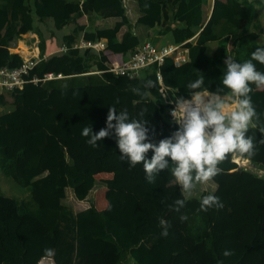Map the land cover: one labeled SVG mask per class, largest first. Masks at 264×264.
Instances as JSON below:
<instances>
[{
    "label": "trees",
    "instance_id": "1",
    "mask_svg": "<svg viewBox=\"0 0 264 264\" xmlns=\"http://www.w3.org/2000/svg\"><path fill=\"white\" fill-rule=\"evenodd\" d=\"M136 1L134 25L158 28L157 34L173 43L195 36L186 42V63L175 66L167 58L161 65L171 97L190 99L186 85L200 77L201 91L216 92L223 88L226 57L243 63L264 47V0H171L170 25L161 24L166 0ZM64 4L55 0L57 22L63 21ZM93 6L102 19L118 20L93 28L95 16H90L86 27L75 26L73 37L65 38L66 52L32 68L36 84L0 91V172L28 194L0 193V264H38L43 258L54 264H264V88L250 85L259 117L246 133L253 139L254 154H228L218 164V174L191 197L176 183L173 163L149 183L143 163L130 167L121 160L114 130L96 147L81 135L86 126L94 134L105 128L109 107L118 113L127 110L130 120H147L149 141L157 145L172 135L169 124L174 125L159 92L156 64L130 78L106 71L102 51L73 47L85 28L84 39L105 38L107 47L124 40L132 51L143 42L141 35L124 29L129 18L121 0H94ZM46 14L42 0H0V46L14 47L22 34L35 29V15ZM37 34L42 56L45 44ZM149 39L157 43L155 36ZM21 62L19 56L0 57V66L13 68ZM253 63L264 73V65ZM50 72L63 77L44 79ZM147 80L157 86L144 88ZM221 95L231 93L224 88ZM18 104L33 111L40 124L23 139ZM152 155L149 150L146 158ZM236 157L247 159L249 167H239ZM78 165L112 176L97 180ZM97 182L106 187V207L98 209L89 201L76 209L71 201L85 200ZM207 195L218 197L223 207L200 211ZM177 199L185 201L179 212L172 207ZM181 215L187 220L182 222ZM161 219L170 225L167 237L161 235ZM225 250L232 255L224 256Z\"/></svg>",
    "mask_w": 264,
    "mask_h": 264
},
{
    "label": "clouds",
    "instance_id": "2",
    "mask_svg": "<svg viewBox=\"0 0 264 264\" xmlns=\"http://www.w3.org/2000/svg\"><path fill=\"white\" fill-rule=\"evenodd\" d=\"M148 7L150 5L145 4V8ZM253 61L264 65V47H257L251 58L243 63L226 57L224 64L227 71L222 80L223 88L216 92L201 91L203 77L189 82L186 89L190 99H176L175 108L171 112L179 128L158 145L149 141L147 120H130L127 110L118 113L115 107H109L105 128L94 134L91 126H86L81 135L88 137L86 142L96 147L98 141L112 135L114 130L121 160L127 161L130 167L143 163L149 183L154 182L155 175L168 169L169 164L173 163L175 167L172 175L176 183L181 186L183 193L191 195L197 184L206 183L218 174V164L228 154H254L253 139L246 137V133L250 124L255 127L253 118L258 120L259 117L249 93L252 91L250 85L264 88V73L257 71ZM156 86L152 80L144 83L146 89ZM224 88L230 91V97L221 95ZM132 91L137 95H144L140 88H133ZM140 115H144L143 111ZM149 150L153 152L151 159L146 158ZM184 206L185 201L177 199L172 207L179 212ZM212 207L219 208L223 205L214 195L204 196L199 210L207 211ZM180 220H187V216L181 215ZM160 227L163 229L161 235L167 237L170 225L161 219ZM47 251L51 253V250ZM223 255L230 256L232 252L225 250Z\"/></svg>",
    "mask_w": 264,
    "mask_h": 264
},
{
    "label": "crops",
    "instance_id": "3",
    "mask_svg": "<svg viewBox=\"0 0 264 264\" xmlns=\"http://www.w3.org/2000/svg\"><path fill=\"white\" fill-rule=\"evenodd\" d=\"M93 1L94 0H65V4L63 7V12H64L63 21L57 22L54 16L55 0H42L43 5L48 11V14L42 17L39 15H35L36 16L35 26H34L35 29L32 32H27V33L22 34L20 39L17 40L14 47L10 48L6 46H0V57L10 56L13 58L14 56H19L21 59H23L24 57L36 55L40 58V60L46 59L53 55L64 53V52H61L60 49L63 45L66 46L65 38L71 37V36L73 37L72 33H73V29L75 26L83 25L84 27H86L89 23L90 16L92 17L95 16L93 28L100 27L103 25H108V24L112 25L113 22L118 20V18H113V17L102 19L100 17L99 12L98 14H95ZM121 2L126 7L127 16L129 18V22L125 25L124 29H130L132 32L134 31L135 33L141 35L143 38V42L148 41L150 40L149 38H152L153 36H155V38L157 39V43H156L157 45L173 43L170 41V38L168 36L157 34L158 28L148 30V29H145L141 25H138V26L134 25L135 23L134 19L139 15V12L137 10L138 8H137L136 0H121ZM163 4H164L163 12H162L163 17H162L161 24L170 25V22L168 20V15H169L170 9L173 8L171 5V0H166V2H164ZM166 6L168 10L166 9ZM36 7L39 9V6H37V4H36ZM85 30H82L81 32H79V35L76 38L78 41L80 39H84L83 34ZM38 31L41 33L42 39L44 40V44H45L42 56H39L40 50L38 47V44H39V36L37 34ZM262 36L264 37V33ZM194 39H195V36L188 39L187 41H190V40L194 41ZM84 40H87V39H84ZM97 40H104L107 45V40L102 37L95 39V40H91V41H97ZM123 41H121V43H118V44H115L109 47L106 46L107 48L102 50L103 54L101 57L103 60H105V62H107V64L123 61L138 46L137 45L131 51L130 49L126 48V45ZM75 43L76 42L73 43V46L75 45ZM25 48H26V51L24 53ZM9 59L11 60V58ZM37 82L38 80L31 84L34 85ZM0 91H3V90L0 89ZM225 97H228V96H225ZM17 110H18V113L20 116V122H21L20 132L23 135V137L21 136V139H23L25 137L23 131H25V135H26L28 131L32 128V126H35V129H37L40 124H39L37 115L30 109L25 108L22 105L18 104ZM239 159L241 158L236 157L233 159L237 163V165H238ZM242 160L246 161L248 166L246 164L242 166H239V165L238 166L246 167V168L249 167L248 160L247 159H242ZM80 167L84 169L82 165H78V169ZM103 174L109 175V177L107 178H110L112 176V174H108V173H103ZM105 190H106V187L101 186L100 195L99 196L94 195L93 197H90L87 200L95 201V205L98 209L105 208L107 205L106 199L103 197ZM193 195L194 194L186 195V197H191ZM83 208H85V206L80 209H83Z\"/></svg>",
    "mask_w": 264,
    "mask_h": 264
},
{
    "label": "built area",
    "instance_id": "4",
    "mask_svg": "<svg viewBox=\"0 0 264 264\" xmlns=\"http://www.w3.org/2000/svg\"><path fill=\"white\" fill-rule=\"evenodd\" d=\"M186 42L181 43H167L162 45L153 44L150 41H145L138 45L122 62H114L108 65L106 71L112 72L117 75L128 76L130 78L137 76L146 67L156 64L158 66L156 79L159 84V92L161 98L166 105V114L169 120L179 128V125L173 120L171 116L172 110L175 108L176 97H171L168 91V87L165 85L163 79V73L161 72V65L165 59L171 58L175 66L182 65L189 60L188 47ZM106 42L104 40H84L80 39L73 46L78 49L94 50L97 53L106 48ZM67 46L61 47V52H66ZM40 58L36 55L24 57L19 66L10 68L8 66H0V89L13 90L15 88L22 87L25 83H33L38 80L35 76H31L30 71L36 65ZM63 75L57 73H47L44 75V79L61 78ZM166 91L165 93H161ZM232 103V102H229Z\"/></svg>",
    "mask_w": 264,
    "mask_h": 264
},
{
    "label": "rangeland",
    "instance_id": "5",
    "mask_svg": "<svg viewBox=\"0 0 264 264\" xmlns=\"http://www.w3.org/2000/svg\"><path fill=\"white\" fill-rule=\"evenodd\" d=\"M169 126H170L169 132L172 134L178 129V127L176 125L174 126L172 124H169ZM32 128H35V126H32ZM23 132H24V136H25V131H23ZM21 135H22V133H21ZM22 137H23V135H22ZM19 145H21V142H19ZM236 161H237V159H236ZM245 164L247 165L246 161L239 159V162H238L239 166H242ZM79 169H80V171H87L88 174L93 175L95 177V179H97V180L109 177V175H106V174H98L96 172L87 170L88 168L86 166L84 169L82 167H80ZM101 186H102L101 183L97 182L95 187L89 191V194L86 196L87 198L85 200L71 201L72 203H74L73 206L76 209L78 207L82 208L84 206H87L88 202H89L87 199H89L90 197H93L94 195L95 196L100 195ZM203 188H204L203 183L197 184L196 188L192 191L191 194L197 195V194H199V191H201ZM0 193L6 194V195H14V196L19 197V198L20 197L21 198H26V197L28 198V194L24 190V188L18 186L11 178H8L2 172H0ZM38 264H54V263L48 258H43Z\"/></svg>",
    "mask_w": 264,
    "mask_h": 264
},
{
    "label": "bare ground",
    "instance_id": "6",
    "mask_svg": "<svg viewBox=\"0 0 264 264\" xmlns=\"http://www.w3.org/2000/svg\"><path fill=\"white\" fill-rule=\"evenodd\" d=\"M25 51H26V48L24 49V53H25Z\"/></svg>",
    "mask_w": 264,
    "mask_h": 264
},
{
    "label": "flooded vegetation",
    "instance_id": "7",
    "mask_svg": "<svg viewBox=\"0 0 264 264\" xmlns=\"http://www.w3.org/2000/svg\"><path fill=\"white\" fill-rule=\"evenodd\" d=\"M230 101V100H229Z\"/></svg>",
    "mask_w": 264,
    "mask_h": 264
}]
</instances>
